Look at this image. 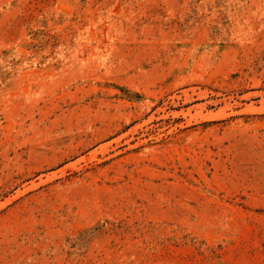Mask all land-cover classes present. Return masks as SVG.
Segmentation results:
<instances>
[{
	"label": "rangeland",
	"instance_id": "rangeland-1",
	"mask_svg": "<svg viewBox=\"0 0 264 264\" xmlns=\"http://www.w3.org/2000/svg\"><path fill=\"white\" fill-rule=\"evenodd\" d=\"M0 264H264V0H0Z\"/></svg>",
	"mask_w": 264,
	"mask_h": 264
}]
</instances>
